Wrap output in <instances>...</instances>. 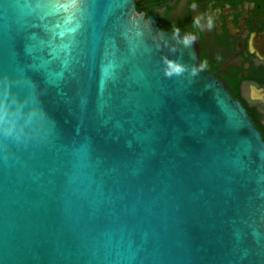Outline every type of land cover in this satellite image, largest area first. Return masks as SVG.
Masks as SVG:
<instances>
[{"label": "water", "instance_id": "obj_1", "mask_svg": "<svg viewBox=\"0 0 264 264\" xmlns=\"http://www.w3.org/2000/svg\"><path fill=\"white\" fill-rule=\"evenodd\" d=\"M0 264H264V140L195 38L0 0Z\"/></svg>", "mask_w": 264, "mask_h": 264}, {"label": "flooded vegetation", "instance_id": "obj_2", "mask_svg": "<svg viewBox=\"0 0 264 264\" xmlns=\"http://www.w3.org/2000/svg\"><path fill=\"white\" fill-rule=\"evenodd\" d=\"M195 38L204 69L238 98L264 140V0H162L144 11Z\"/></svg>", "mask_w": 264, "mask_h": 264}, {"label": "trees", "instance_id": "obj_3", "mask_svg": "<svg viewBox=\"0 0 264 264\" xmlns=\"http://www.w3.org/2000/svg\"><path fill=\"white\" fill-rule=\"evenodd\" d=\"M162 0H136L137 10L138 12H144L150 7L156 6ZM238 84H234L232 86V95L234 98H238Z\"/></svg>", "mask_w": 264, "mask_h": 264}, {"label": "clouds", "instance_id": "obj_4", "mask_svg": "<svg viewBox=\"0 0 264 264\" xmlns=\"http://www.w3.org/2000/svg\"><path fill=\"white\" fill-rule=\"evenodd\" d=\"M169 67L172 68V72H175V73H180L182 70L179 66H176L175 64L171 62H169ZM168 74L171 75V72Z\"/></svg>", "mask_w": 264, "mask_h": 264}]
</instances>
